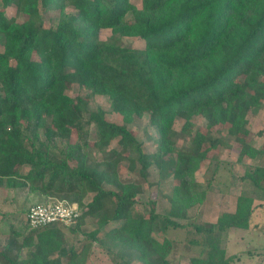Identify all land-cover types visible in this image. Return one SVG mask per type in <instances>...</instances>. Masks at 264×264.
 <instances>
[{"label":"trees","instance_id":"obj_1","mask_svg":"<svg viewBox=\"0 0 264 264\" xmlns=\"http://www.w3.org/2000/svg\"><path fill=\"white\" fill-rule=\"evenodd\" d=\"M0 2V186L26 198L77 202L80 216L67 225L72 232L87 218L95 224L69 247L59 223L27 225V232L11 226L0 238V264H84L96 240L119 244L146 264H171L172 240L154 237L169 228L195 232L190 243L199 253L191 264H232L220 236L249 227L255 199H264V166L242 176L255 192L239 194L233 212L209 225L181 221L205 199L196 171L208 160L216 173L220 161L210 153L226 144L193 132L192 120L202 116L207 131L225 128L240 146L238 158L254 153L248 116L264 99V0ZM12 4L22 20L7 15ZM53 9L56 23L45 26L43 12ZM104 28L111 30L107 39L100 37ZM125 36L144 45L126 44ZM73 84L107 95L122 123L79 94L69 99ZM145 113L158 135L151 153L129 126ZM178 118L184 119L180 130L174 127ZM182 135L190 142L179 146ZM163 153L176 156L169 212L160 214L154 204L142 214L136 197ZM123 161L138 178H122Z\"/></svg>","mask_w":264,"mask_h":264},{"label":"rangeland","instance_id":"obj_2","mask_svg":"<svg viewBox=\"0 0 264 264\" xmlns=\"http://www.w3.org/2000/svg\"><path fill=\"white\" fill-rule=\"evenodd\" d=\"M132 1L137 5H141V0ZM5 11L8 16L22 20V14L14 4L6 7ZM67 11H73V9L68 7ZM57 15V9L44 11L45 26L55 25ZM110 34L111 30L109 28L100 30V37L102 39H107ZM122 41L133 46L144 45L143 40L136 36H125L122 38ZM3 49V44L0 42V51ZM66 92L69 99L78 94L85 97L91 108L101 106L106 110V117L109 120L122 123V116L112 110L107 95L90 94L88 90L81 88L78 84L70 85ZM147 122L148 113H145L142 117L130 123L129 126L133 133L143 141L145 151L151 153L157 149L154 137H158V135L156 128L148 126ZM183 122L184 119L178 118L175 121L174 127L180 130ZM192 123V131H198L207 140L211 136H219L226 142V144L219 145L210 153L217 156L220 161L216 173H213L212 169H209L208 160H205L196 171L197 179L202 183L203 187L207 188L205 199L201 204L191 207L187 218L181 220H194L209 225L214 223L221 213L229 212L228 209H231L232 203L234 205L233 201L239 191L254 193L255 189L251 191V181L249 179L245 180V182L243 181L244 179L239 177L244 171V166L237 161L236 154L239 152L240 146L234 140V137L228 135L225 128L219 131H207L206 121L202 116L193 117ZM73 136H75V133H73ZM189 142L190 137L187 135L178 137L179 146L186 145ZM110 145L111 147L116 146V140H111ZM91 148L95 154L98 153L93 144H91ZM175 158L174 153H163L160 167L152 166L149 169L148 179L142 181V191L136 197V211L148 214L151 207L156 204L157 212L168 214L170 207L169 196L173 191ZM119 171L123 179L138 178L127 169L126 161L121 163ZM226 171L230 173L229 180L228 173L225 174ZM228 184L230 185L232 194L226 196L225 200L222 199V195L224 196L222 191L224 192L227 189ZM91 195L89 193L84 201H89ZM45 199L47 200L44 201ZM55 200L54 198L49 199L38 194H30L26 198L23 194L16 195L13 190L8 189L4 185L0 186V238L8 234L11 226L19 228L22 232H27L29 229L27 227L26 216L29 207L36 203L53 202ZM93 221L92 218H87L81 227V231L78 232H72L68 229L67 225L61 224L65 231L63 240H66L67 247L71 245L78 246L85 238L84 230L89 231L95 227ZM164 236L172 240V250L169 255L171 264H191L190 257L199 253L198 245L190 243L192 238H196L193 229L169 228L165 232H154V237L158 240H163ZM220 239L221 245L226 249V253L234 255L232 264H264V202L258 204L250 215L248 228L231 227L220 236ZM128 253L129 250L119 244L110 242L103 244V242L96 240L92 243L90 253L84 264H146L135 257L131 258ZM56 255L54 254V256Z\"/></svg>","mask_w":264,"mask_h":264},{"label":"crops","instance_id":"obj_3","mask_svg":"<svg viewBox=\"0 0 264 264\" xmlns=\"http://www.w3.org/2000/svg\"><path fill=\"white\" fill-rule=\"evenodd\" d=\"M248 128L250 130V138L248 139V142L253 148L254 153L251 155L246 154L239 158H238L239 152L236 154L237 161L240 162L242 166H244L243 173L239 175L241 179H244L243 181L247 180L246 178L242 177L246 172H251L257 166H262V167L264 166V99L262 101L261 106L256 111H254L252 115L249 116ZM227 173H228V180H229L230 173L226 171L225 174ZM250 188L252 189L251 191H254L255 189V186L252 182L250 184ZM242 192H245V191H239L237 195L235 196V200L233 201L234 205L232 203L231 209H228L229 212H233L235 210L236 203H237V197ZM222 194H224V196L222 195V199H225V200H226V196H230L232 194L229 184L227 186V189H225L224 192L222 191ZM263 202H264V199H255L256 205L263 203Z\"/></svg>","mask_w":264,"mask_h":264},{"label":"built area","instance_id":"obj_4","mask_svg":"<svg viewBox=\"0 0 264 264\" xmlns=\"http://www.w3.org/2000/svg\"><path fill=\"white\" fill-rule=\"evenodd\" d=\"M80 213L77 202L55 200L31 205L27 211L26 221L31 228L54 223L70 225L77 221Z\"/></svg>","mask_w":264,"mask_h":264}]
</instances>
